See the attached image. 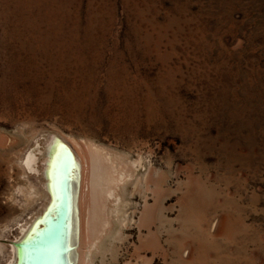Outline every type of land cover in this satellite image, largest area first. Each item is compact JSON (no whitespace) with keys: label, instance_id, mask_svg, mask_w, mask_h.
I'll return each mask as SVG.
<instances>
[{"label":"rangeland","instance_id":"rangeland-1","mask_svg":"<svg viewBox=\"0 0 264 264\" xmlns=\"http://www.w3.org/2000/svg\"><path fill=\"white\" fill-rule=\"evenodd\" d=\"M42 133L127 174L91 264H264V0H0L7 248Z\"/></svg>","mask_w":264,"mask_h":264},{"label":"bare ground","instance_id":"bare-ground-1","mask_svg":"<svg viewBox=\"0 0 264 264\" xmlns=\"http://www.w3.org/2000/svg\"><path fill=\"white\" fill-rule=\"evenodd\" d=\"M98 147L70 145L54 133H42L29 144L19 160L27 187H18L17 193L29 201L26 209L36 205L38 210L16 223L17 235L8 248L0 238V261L7 255L6 264H91L92 251L113 222L107 208L120 201V186L128 179L114 155Z\"/></svg>","mask_w":264,"mask_h":264}]
</instances>
